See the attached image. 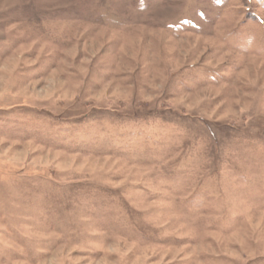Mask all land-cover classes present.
Wrapping results in <instances>:
<instances>
[{
	"label": "rangeland",
	"instance_id": "1",
	"mask_svg": "<svg viewBox=\"0 0 264 264\" xmlns=\"http://www.w3.org/2000/svg\"><path fill=\"white\" fill-rule=\"evenodd\" d=\"M0 264H264V0H0Z\"/></svg>",
	"mask_w": 264,
	"mask_h": 264
},
{
	"label": "clouds",
	"instance_id": "2",
	"mask_svg": "<svg viewBox=\"0 0 264 264\" xmlns=\"http://www.w3.org/2000/svg\"><path fill=\"white\" fill-rule=\"evenodd\" d=\"M252 40H253V38L252 37H249L248 38V43L251 44L252 43Z\"/></svg>",
	"mask_w": 264,
	"mask_h": 264
}]
</instances>
